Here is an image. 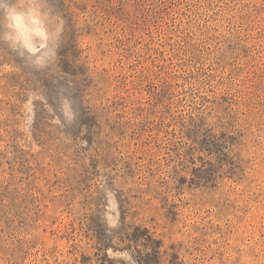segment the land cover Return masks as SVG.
Segmentation results:
<instances>
[{"label": "rangeland", "instance_id": "1", "mask_svg": "<svg viewBox=\"0 0 264 264\" xmlns=\"http://www.w3.org/2000/svg\"><path fill=\"white\" fill-rule=\"evenodd\" d=\"M57 55L0 42V264H264V0H49Z\"/></svg>", "mask_w": 264, "mask_h": 264}, {"label": "clouds", "instance_id": "2", "mask_svg": "<svg viewBox=\"0 0 264 264\" xmlns=\"http://www.w3.org/2000/svg\"><path fill=\"white\" fill-rule=\"evenodd\" d=\"M65 20L49 0H0V42L30 67H46L57 55Z\"/></svg>", "mask_w": 264, "mask_h": 264}]
</instances>
